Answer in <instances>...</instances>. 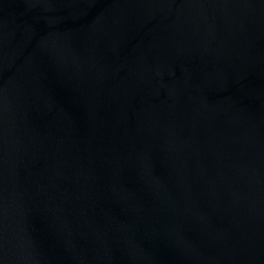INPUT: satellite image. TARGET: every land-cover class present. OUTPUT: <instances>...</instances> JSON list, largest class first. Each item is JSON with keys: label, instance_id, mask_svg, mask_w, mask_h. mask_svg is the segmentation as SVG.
<instances>
[{"label": "water", "instance_id": "obj_1", "mask_svg": "<svg viewBox=\"0 0 264 264\" xmlns=\"http://www.w3.org/2000/svg\"><path fill=\"white\" fill-rule=\"evenodd\" d=\"M0 264H264V0H0Z\"/></svg>", "mask_w": 264, "mask_h": 264}]
</instances>
